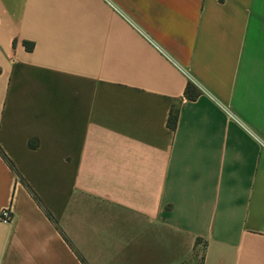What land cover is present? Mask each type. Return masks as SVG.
Returning <instances> with one entry per match:
<instances>
[{"label":"crops","instance_id":"crops-1","mask_svg":"<svg viewBox=\"0 0 264 264\" xmlns=\"http://www.w3.org/2000/svg\"><path fill=\"white\" fill-rule=\"evenodd\" d=\"M0 148V264H264V0H0Z\"/></svg>","mask_w":264,"mask_h":264},{"label":"trees","instance_id":"trees-1","mask_svg":"<svg viewBox=\"0 0 264 264\" xmlns=\"http://www.w3.org/2000/svg\"><path fill=\"white\" fill-rule=\"evenodd\" d=\"M191 85H189L188 86V88H187V94H188V96H190V97H192V98H195L196 97V95H191ZM176 121H177V117H173L172 118V122H171V124H172V126H175L176 125ZM0 155L2 156V158L9 164V166L11 167V168H14L13 167V164H12V162L9 160V158L5 155V153L2 151V149L0 148ZM35 197V196H34ZM36 198V197H35ZM36 200H37V198H36ZM48 215H49V213H47Z\"/></svg>","mask_w":264,"mask_h":264},{"label":"built area","instance_id":"built-area-1","mask_svg":"<svg viewBox=\"0 0 264 264\" xmlns=\"http://www.w3.org/2000/svg\"><path fill=\"white\" fill-rule=\"evenodd\" d=\"M3 220L11 221L12 220V212L9 209L2 210L1 216Z\"/></svg>","mask_w":264,"mask_h":264}]
</instances>
